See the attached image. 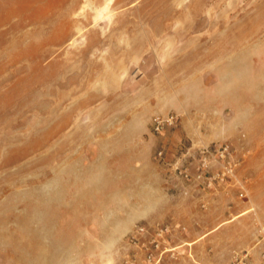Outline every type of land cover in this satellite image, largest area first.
Masks as SVG:
<instances>
[{
  "label": "rangeland",
  "instance_id": "374dc122",
  "mask_svg": "<svg viewBox=\"0 0 264 264\" xmlns=\"http://www.w3.org/2000/svg\"><path fill=\"white\" fill-rule=\"evenodd\" d=\"M0 264H264V0H0Z\"/></svg>",
  "mask_w": 264,
  "mask_h": 264
},
{
  "label": "built area",
  "instance_id": "2783aa9c",
  "mask_svg": "<svg viewBox=\"0 0 264 264\" xmlns=\"http://www.w3.org/2000/svg\"><path fill=\"white\" fill-rule=\"evenodd\" d=\"M176 123L175 116H154L151 120V129L153 133L162 135L166 129L174 127ZM165 149L161 148L157 151L156 157L163 159ZM229 146L222 144L216 147L202 146L198 150L199 159L194 164L193 168L189 167V164L183 163L177 159L172 163L174 172L187 182H193L203 180L207 187L213 186L217 180H224L226 173L232 171V164L228 158ZM211 160L220 161L224 165L226 171L216 172L212 175H207L208 169L211 165ZM243 193H240L242 196ZM168 232L167 226L159 225H146L139 224L135 227L132 234L130 235V241L138 243L141 236L149 235L148 241H142L141 247H144L146 251L145 257L147 262H153L156 258L155 250L160 249L163 243L166 242V233Z\"/></svg>",
  "mask_w": 264,
  "mask_h": 264
},
{
  "label": "crops",
  "instance_id": "0c3cea01",
  "mask_svg": "<svg viewBox=\"0 0 264 264\" xmlns=\"http://www.w3.org/2000/svg\"><path fill=\"white\" fill-rule=\"evenodd\" d=\"M152 180L153 179L149 175V178H148L149 185H148V192H147V196H148V199H149V207H144L143 208V210L141 212L142 216H150V212L152 210V206L154 205L153 204L154 202H152L151 200L154 199L153 201L156 202V195L158 196V205H159V207H161V204L163 202H165L166 200H168V199L169 200H171V199L174 200V198H184V199H188L189 196H191L193 194V192H192L193 190H191V191L190 190H187V187L186 188L184 187V189L178 187V191L176 193H172V195L171 194L169 195L168 193L165 192V190H163V188L160 189V187H157L156 190H154L153 187H152V189H153L152 190L151 189V181ZM149 222H151V221H149ZM175 223L178 226L180 225L177 222H175Z\"/></svg>",
  "mask_w": 264,
  "mask_h": 264
}]
</instances>
